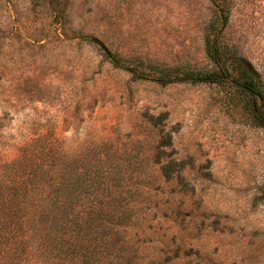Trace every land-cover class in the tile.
<instances>
[{"label": "rangeland", "instance_id": "rangeland-1", "mask_svg": "<svg viewBox=\"0 0 264 264\" xmlns=\"http://www.w3.org/2000/svg\"><path fill=\"white\" fill-rule=\"evenodd\" d=\"M229 1L224 41L264 85V0ZM215 17L210 0H0V146L57 139L72 160L106 149L150 205L146 239L112 264H264V128L249 97L137 80L103 50L147 72L216 71Z\"/></svg>", "mask_w": 264, "mask_h": 264}, {"label": "trees", "instance_id": "trees-1", "mask_svg": "<svg viewBox=\"0 0 264 264\" xmlns=\"http://www.w3.org/2000/svg\"><path fill=\"white\" fill-rule=\"evenodd\" d=\"M210 2L216 17L208 26L205 49L216 71L154 66L147 72L126 66L103 47L104 53L135 79L161 86L229 84L249 97L250 115L264 128L261 73L224 41L230 1ZM4 128L0 117V133ZM58 141L34 138L14 155L0 146V264H112L125 257L134 237L146 239L144 231L153 221L150 205L129 194L120 158L105 149L72 160L66 146H55Z\"/></svg>", "mask_w": 264, "mask_h": 264}]
</instances>
